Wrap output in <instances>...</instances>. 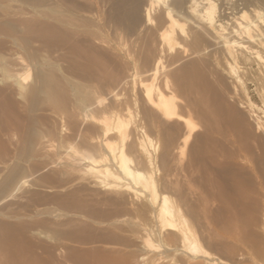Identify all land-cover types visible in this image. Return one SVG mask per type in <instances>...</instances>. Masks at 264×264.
Segmentation results:
<instances>
[{"label":"bare ground","instance_id":"obj_1","mask_svg":"<svg viewBox=\"0 0 264 264\" xmlns=\"http://www.w3.org/2000/svg\"><path fill=\"white\" fill-rule=\"evenodd\" d=\"M13 1L0 0V19L18 12L8 4ZM46 1V7L37 3L46 8L44 13L39 7L44 14L35 10L33 0L30 18L20 21V11L15 17L27 32L31 27L35 31L33 26L39 32L42 25L39 33L59 38L87 79L110 84L111 91L121 90L142 107L148 124L132 123L134 151L145 168L172 178L175 204L158 193L151 174L130 168L123 134L130 122L117 114L95 143L108 155L85 159L88 171L98 175V186L127 193L149 189L148 203L134 212L149 215L158 227L159 247L170 250L164 237L169 239L174 251L185 253L187 264H264V0H190L185 8L184 0ZM158 7L165 11L157 20ZM171 7L183 11L188 31ZM111 24L126 30L132 38L129 47L96 44L98 34ZM148 26L158 33L146 30ZM15 63L22 66L20 60ZM39 81L36 77L31 87L33 96L41 90ZM147 125L156 132V141ZM113 131L121 136L119 146L106 141ZM123 181L127 183L118 187Z\"/></svg>","mask_w":264,"mask_h":264},{"label":"rangeland","instance_id":"obj_2","mask_svg":"<svg viewBox=\"0 0 264 264\" xmlns=\"http://www.w3.org/2000/svg\"><path fill=\"white\" fill-rule=\"evenodd\" d=\"M17 1L22 2V8L17 7H21ZM29 1L8 3L22 14L29 7L31 12L27 11L26 16L17 12L0 19V264H187L185 253L174 251L169 239L164 237L170 250L159 247L162 243L157 236L158 227L149 215L134 212L148 203L149 189L138 187L137 193L124 192L123 188L118 189L119 192L104 190L97 184L98 175L88 171L89 163L85 162L86 158L108 155L105 148H99L95 143L101 140L104 127L108 123L112 126L114 114H117L130 122L123 131L124 151L131 160L130 168L151 174L158 193L167 195L170 204L174 205L172 178H167L168 182L158 174L159 171L158 176L155 174L156 169L145 168L134 151L135 136L131 135V130L134 123L148 124L142 116L144 110L132 103L124 92L122 95L121 90L111 91L114 87L110 84L87 79V73L81 67L77 68L78 64L59 38L49 40L39 33L42 25H39V32H35L38 29L33 26L35 31L31 27L28 32L32 31V35L28 33L27 26L20 23L21 19L31 16L35 2V10L44 14L46 8L42 7L47 3L46 0ZM184 1L182 6L189 7L190 0ZM169 9L188 31L190 24L183 11L176 7ZM163 10L161 7L155 10L157 20ZM17 14H21L20 21L18 16L15 17ZM3 21H8L7 25ZM40 22L44 20L40 19ZM117 28L118 25H108L98 34L96 44L129 47L132 38L122 26L120 31ZM146 30L153 34L159 31L155 26H148ZM16 59L20 60L21 67L15 66ZM36 77L40 80L41 90L33 96L31 87ZM147 127V132H151L150 136L156 141V132ZM120 139L121 136L113 131L106 141L119 146ZM103 163L98 165L99 169ZM106 166L117 171L110 162H106ZM125 183L127 181L121 182L118 187ZM120 194V203L113 202Z\"/></svg>","mask_w":264,"mask_h":264}]
</instances>
